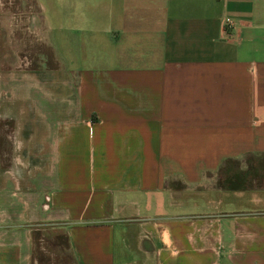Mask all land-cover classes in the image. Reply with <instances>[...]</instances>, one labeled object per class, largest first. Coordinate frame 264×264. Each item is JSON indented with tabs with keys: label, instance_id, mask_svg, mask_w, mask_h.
Here are the masks:
<instances>
[{
	"label": "crops",
	"instance_id": "0c3cea01",
	"mask_svg": "<svg viewBox=\"0 0 264 264\" xmlns=\"http://www.w3.org/2000/svg\"><path fill=\"white\" fill-rule=\"evenodd\" d=\"M0 3V264H264V0Z\"/></svg>",
	"mask_w": 264,
	"mask_h": 264
},
{
	"label": "rangeland",
	"instance_id": "374dc122",
	"mask_svg": "<svg viewBox=\"0 0 264 264\" xmlns=\"http://www.w3.org/2000/svg\"><path fill=\"white\" fill-rule=\"evenodd\" d=\"M14 11H10L7 13V16H13ZM40 56H36V54L31 53L30 55H25L24 52L19 54H14L12 49V45H0V69L3 70H10L13 69L16 65L18 68H45V69H52L55 68L57 65L55 61L51 59V55L47 53L44 49L40 48ZM27 54V53H26ZM18 58V59H17ZM60 63V61H59ZM257 165V164H256ZM259 173L258 171H256ZM54 244H58L59 250L53 249L52 247H47L44 243L45 248L48 250L53 251V263L54 264H70L68 261L67 256H61L60 253L62 248L65 246L63 239L56 238L54 240ZM66 255V254H65ZM64 258V259H62ZM44 262V261H41Z\"/></svg>",
	"mask_w": 264,
	"mask_h": 264
},
{
	"label": "trees",
	"instance_id": "16d2710c",
	"mask_svg": "<svg viewBox=\"0 0 264 264\" xmlns=\"http://www.w3.org/2000/svg\"><path fill=\"white\" fill-rule=\"evenodd\" d=\"M238 187H231V189H237ZM243 188V187H242Z\"/></svg>",
	"mask_w": 264,
	"mask_h": 264
},
{
	"label": "built area",
	"instance_id": "2783aa9c",
	"mask_svg": "<svg viewBox=\"0 0 264 264\" xmlns=\"http://www.w3.org/2000/svg\"><path fill=\"white\" fill-rule=\"evenodd\" d=\"M2 2V0H0ZM10 1V0H9ZM0 5L2 6V4L0 3Z\"/></svg>",
	"mask_w": 264,
	"mask_h": 264
}]
</instances>
